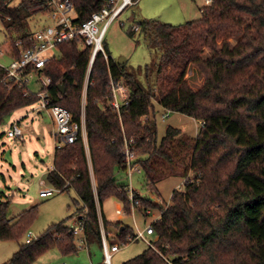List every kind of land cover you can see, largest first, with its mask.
<instances>
[{
    "label": "trees",
    "instance_id": "16d2710c",
    "mask_svg": "<svg viewBox=\"0 0 264 264\" xmlns=\"http://www.w3.org/2000/svg\"><path fill=\"white\" fill-rule=\"evenodd\" d=\"M7 1L0 0V14L13 57H18L15 43L22 40L25 47L30 45L34 31L30 19L46 14L49 7L47 0H22L15 7ZM107 1L72 0L74 22L82 24ZM227 20L236 28L221 35L213 26ZM129 31H140L148 48L160 53L157 61L145 67L147 85L127 72L124 63L113 57L106 60L102 53L90 66L92 47H81L84 43L79 39L59 44L44 68L53 80L52 103L67 107L75 120L85 117L96 189L82 135L55 148L48 181L64 187L61 192L74 188L79 194L83 206L78 211L86 210V247L91 255L95 254L92 246L103 253L102 226L117 227L121 244L135 235L131 226L109 221L99 208L116 198L130 209L128 190L118 183L116 174L124 139L134 137L143 168L141 183L149 193L160 194L158 183L170 175L186 176L189 182L173 191L167 207L135 192L141 199L136 210L144 213L151 208L161 216L152 223L154 246L121 264H170L157 249L174 264H264V0H211L197 20L181 24L142 20L133 22ZM231 38L237 42L231 43ZM205 49L211 54L205 56ZM190 65L204 76L198 89L186 79ZM5 76L0 66V124L16 110L39 101L35 93L24 95L23 86H8ZM111 80L124 81L130 91L128 103L119 110L110 103ZM155 100L165 109L203 122L197 136L169 126L159 141ZM177 148L183 153L173 154ZM9 205L10 200L0 198L3 240L19 239L36 215L32 207L14 220L8 217ZM75 215L52 223L33 241L20 243L3 264H34L52 248L62 255L78 253V236L68 224Z\"/></svg>",
    "mask_w": 264,
    "mask_h": 264
},
{
    "label": "rangeland",
    "instance_id": "374dc122",
    "mask_svg": "<svg viewBox=\"0 0 264 264\" xmlns=\"http://www.w3.org/2000/svg\"><path fill=\"white\" fill-rule=\"evenodd\" d=\"M21 1L8 0L7 2L10 7H15ZM205 4L206 0H138L137 4L128 7L120 18L115 19L111 23L105 34L104 46L108 47L112 57L116 61L124 58L123 66L125 70L135 74L142 84L147 85L149 83L145 80V67L151 62L157 61L160 53L157 49L151 50L148 48L144 35L140 31L131 33L129 31L130 25L133 22L142 20H159L173 24L197 20L201 17V8ZM72 16L76 17V13H72ZM47 24H50L47 13H37L30 19L31 30H36ZM103 24L104 22H101L100 27ZM213 27L221 35H227L233 28H236V25L232 20H227L215 24ZM206 36L207 33L203 32V37ZM230 41L235 44L237 39L231 38ZM84 45L82 44L81 47ZM9 48L10 53L13 55L4 25V18L0 14V51H8ZM56 52L55 49L49 51L50 54H55ZM210 54V50L205 49V56ZM10 62L11 56L8 53L0 54V65L6 66ZM186 79L194 89H198L204 83L203 74L193 65H190ZM29 87L34 93L39 91L37 74L31 79ZM154 103L157 110L155 119L159 141L165 136L169 126L180 129L183 134L189 137L195 138L197 136L201 126L200 120L178 111L165 109L159 104L158 100H155ZM165 113L168 116L164 120L163 114ZM18 121L23 131L24 140L18 138L10 139L8 136L12 125ZM54 128L51 114L41 108L38 102L16 110L0 124V198L10 200L8 217L15 220L25 210L36 207L35 217L28 224L25 233L19 239H0V264L11 259L13 254L18 250L20 243L26 241L28 231L33 232L34 236L38 237L52 223L60 222L68 216L75 215L78 209L83 206V202L74 188H69L46 198L40 196V189L42 187L52 185L48 181L46 166L52 164L56 148V138L53 135ZM177 144L175 143V146ZM172 152L173 154L183 153L178 148L176 151L172 150ZM86 153L92 185L95 190L97 182L88 146L86 147ZM142 176L143 174L135 175L133 178V186L136 191L145 197H149L152 201L160 199V202L163 203H168L173 191L186 180V176L170 175L158 183L160 194H151L142 185ZM116 178L118 183L126 181L123 172H118ZM41 180H45L46 185H41ZM118 202L123 206L122 202L116 198H109L103 203L102 207L108 217L117 218L116 208ZM131 211L132 209L130 208L127 210V213ZM83 212L78 211L77 215L68 220V224L72 225L76 217ZM158 215L159 211L157 210L147 216L138 210L136 211L135 208L132 214L122 216V222L131 226L134 232L138 233L139 230L145 229ZM104 230L110 243H120L117 237H110L109 231L115 232L114 228L108 227L107 229L104 227ZM154 238L153 235L147 236L149 241H153ZM78 246L80 250L77 254L64 257L70 264H90L91 262L98 264L102 261L103 253L97 246L91 247L92 252L95 253L92 255L91 260L87 254V250L90 252V249L80 243L79 240ZM148 247V242L141 238L127 244H121L120 250L113 254L112 264H121L142 253ZM59 255L60 253L56 248L49 249L34 264L51 263ZM71 259H74L72 260L73 262Z\"/></svg>",
    "mask_w": 264,
    "mask_h": 264
},
{
    "label": "built area",
    "instance_id": "2783aa9c",
    "mask_svg": "<svg viewBox=\"0 0 264 264\" xmlns=\"http://www.w3.org/2000/svg\"><path fill=\"white\" fill-rule=\"evenodd\" d=\"M137 2L138 0H108L98 11L93 12L86 21L82 24H76L74 22L75 17L72 16V13H76L72 0H47L49 7L47 17L50 20V24L41 26L33 31L29 36L30 45L28 47L24 46L22 40H18L15 45L19 49L20 55L18 57H13L9 65H0L6 70V76L4 78L5 83L10 87L12 83L25 87L24 95L26 96L34 93L30 89L29 83L33 76L37 74L40 89L35 94L39 97L38 103L40 107L47 110L53 119L56 148L74 143L80 135H82L86 147L88 146V142L84 115L80 121L75 120L72 112L67 107L58 103H52L49 89L52 86L53 80L44 71L48 59L53 55L50 54L49 51L53 49L56 50L57 46L65 41L79 39L83 41L85 45L92 47L90 66L98 53H102L105 59L109 60L112 55L105 49V34L111 23L115 19L120 18L128 7L137 4ZM210 3L211 0H206V4ZM101 22H104L102 27H100ZM133 29L139 30L138 25H134ZM0 54H5V51H0ZM110 86L112 94L110 103L114 108L119 110L123 103H128L130 95L129 88L124 81L115 82L111 80ZM86 89L87 82L84 88L85 95L83 96V104L86 102ZM167 116V113L163 114V119L165 120ZM201 124H203V122ZM8 136L10 139H23V131L18 122L12 125L8 132ZM121 154L123 160L118 172H123L125 176L126 181L123 182V185L129 193L130 208L134 210L136 206L141 204V199L135 196V192L137 191L133 186V178L135 175L143 174V168L138 162L139 156L136 150L134 137H125ZM188 182L189 179L186 178L184 183L179 185L177 189H183ZM41 185H46V182L41 180ZM63 188H58L53 185L42 187L40 189V196L44 198L53 196L61 192ZM156 202L159 203L160 199ZM169 202L170 200L168 203L160 202L159 204L167 207ZM154 211L155 210L151 208H147L144 214L148 216L153 214ZM116 213L121 216L128 214L124 205L116 208ZM85 215L86 210L76 217L75 222L70 225L72 231L78 236V240L84 246H86L84 237ZM160 216L161 212H159V215L153 221L157 220ZM153 221L149 223L145 229L135 233L134 236H128V243L141 238L146 240L149 245L154 246L153 241L147 239L148 235L154 234ZM102 237L104 254L103 264H112L113 254L119 251L121 244L110 243L104 227L102 228ZM36 238L33 232L28 231L26 242L29 243ZM157 251L168 260L170 264H174L161 250L157 249ZM56 264L68 263L66 261H60ZM90 264L93 263L91 262Z\"/></svg>",
    "mask_w": 264,
    "mask_h": 264
},
{
    "label": "crops",
    "instance_id": "0c3cea01",
    "mask_svg": "<svg viewBox=\"0 0 264 264\" xmlns=\"http://www.w3.org/2000/svg\"><path fill=\"white\" fill-rule=\"evenodd\" d=\"M205 5H207V4H205ZM205 5H203V6H205ZM202 6V7H203ZM11 51H10V48L8 49V51H5V53H8L10 56H11V60H12V58H13V55L10 53ZM13 52V51H12ZM124 59V58H123ZM125 60V59H124ZM124 62V61H123ZM19 122V121H18ZM19 124H20V122H19ZM20 126V125H19ZM54 130H55V128H54ZM54 130H53V135H54ZM24 140V139H23ZM55 147H56V142H55ZM54 156H55V152H54ZM54 156H53V162H52V164L51 165H48V166H46V168H47V174H49V172L53 169V167H54ZM45 181V180H44ZM46 182V181H45ZM179 186V185H178ZM177 186V187H178ZM121 206V203L120 202H118L117 203V208L118 207H120ZM101 209H100V211L102 212V213H104V215H105V217L109 220V221H111V222H116V221H121L122 222V219H123V217L121 216V215H118L117 216V218H113V217H108L107 215H106V213H105V211H104V209H103V207L101 206L100 207ZM135 210V209H134ZM137 211V210H136ZM133 213V210L131 211V212H129L128 214H132ZM144 214V213H143ZM135 223H136V221H135ZM110 228H114L115 229V232H113V231H109V234H111L110 235V237L111 238H115V237H117V235H118V228L117 227H115L114 225H110L109 226ZM148 236H152V235H148ZM114 243V242H113ZM117 243V242H116ZM120 250V249H119ZM59 252V251H58ZM118 252V251H117ZM60 253V252H59ZM77 254V253H76ZM87 254H88V256H89V259L91 260V258H92V255H91V253L87 250ZM61 255V256H60ZM60 255L58 256V257H56V259L53 261V262H51V263H48V264H56V263H58V262H60V261H66L67 262V260H66V258H64V257H67V256H69V255H62L61 253H60ZM71 255H74V254H71ZM72 260H74V259H71V261ZM73 262V261H72ZM67 263H69V262H67ZM70 264V263H69ZM98 264H103V262H99Z\"/></svg>",
    "mask_w": 264,
    "mask_h": 264
},
{
    "label": "water",
    "instance_id": "95a60500",
    "mask_svg": "<svg viewBox=\"0 0 264 264\" xmlns=\"http://www.w3.org/2000/svg\"><path fill=\"white\" fill-rule=\"evenodd\" d=\"M123 61H124V59L121 58L118 62H119V63H123ZM60 87L64 90V85L61 84Z\"/></svg>",
    "mask_w": 264,
    "mask_h": 264
}]
</instances>
